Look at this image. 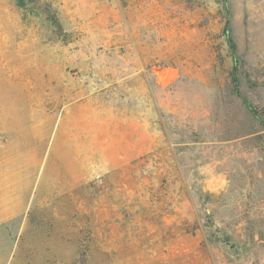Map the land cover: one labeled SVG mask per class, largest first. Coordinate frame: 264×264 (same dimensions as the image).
Wrapping results in <instances>:
<instances>
[{
    "label": "rangeland",
    "instance_id": "rangeland-1",
    "mask_svg": "<svg viewBox=\"0 0 264 264\" xmlns=\"http://www.w3.org/2000/svg\"><path fill=\"white\" fill-rule=\"evenodd\" d=\"M227 2L234 55L222 0H0V264H264V0Z\"/></svg>",
    "mask_w": 264,
    "mask_h": 264
},
{
    "label": "trees",
    "instance_id": "trees-1",
    "mask_svg": "<svg viewBox=\"0 0 264 264\" xmlns=\"http://www.w3.org/2000/svg\"><path fill=\"white\" fill-rule=\"evenodd\" d=\"M223 2V10H224V14H225V27H224V35L226 37L227 43L229 45V48L232 52V55H234V50H235V45L230 37V29H229V9H228V2L227 0H222ZM254 114H256V110L253 109L252 110Z\"/></svg>",
    "mask_w": 264,
    "mask_h": 264
},
{
    "label": "crops",
    "instance_id": "crops-1",
    "mask_svg": "<svg viewBox=\"0 0 264 264\" xmlns=\"http://www.w3.org/2000/svg\"><path fill=\"white\" fill-rule=\"evenodd\" d=\"M0 228H1L0 242H2L4 240V236H5V232L3 230V228H4V218H3L2 209L0 210Z\"/></svg>",
    "mask_w": 264,
    "mask_h": 264
}]
</instances>
